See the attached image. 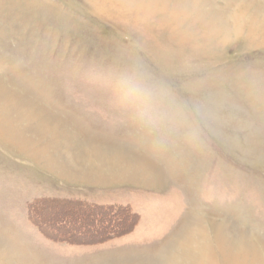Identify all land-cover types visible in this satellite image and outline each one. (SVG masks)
Listing matches in <instances>:
<instances>
[{
    "label": "rangeland",
    "instance_id": "obj_1",
    "mask_svg": "<svg viewBox=\"0 0 264 264\" xmlns=\"http://www.w3.org/2000/svg\"><path fill=\"white\" fill-rule=\"evenodd\" d=\"M0 264H264V0H0Z\"/></svg>",
    "mask_w": 264,
    "mask_h": 264
},
{
    "label": "clouds",
    "instance_id": "obj_2",
    "mask_svg": "<svg viewBox=\"0 0 264 264\" xmlns=\"http://www.w3.org/2000/svg\"><path fill=\"white\" fill-rule=\"evenodd\" d=\"M125 95L128 97L130 102L141 106L145 115L150 114L154 107L163 101V93L140 84L129 85L126 83ZM197 115H199L198 110Z\"/></svg>",
    "mask_w": 264,
    "mask_h": 264
},
{
    "label": "trees",
    "instance_id": "obj_3",
    "mask_svg": "<svg viewBox=\"0 0 264 264\" xmlns=\"http://www.w3.org/2000/svg\"><path fill=\"white\" fill-rule=\"evenodd\" d=\"M104 207V206H103ZM103 207H100V208H103ZM93 210H98V208H93ZM92 210V211H93ZM106 212H114V211H117L118 209H115L113 206L111 207H107L106 208ZM128 210V209H127ZM115 213V212H114ZM113 213V215H116L117 213H115L114 214ZM128 214H129V216H130V218H132L133 220H136V215L134 214V213H132L130 210H128ZM133 224H134V222H133ZM58 228L56 229V232L57 231H59L60 229H61V226H57ZM110 228V227H109ZM55 230V229H54ZM87 232V231H86ZM74 232L72 231V235L70 234V232H68V233H66V234H68V237H66V238H64L65 239V241L67 240V241H69V242H73L74 241V237L75 236H80V235H82V233H79L80 235H78V234H76V233H74ZM126 233V232H125ZM87 234H89L90 236H89V239H91V241H90V243H95V242H93V240H97L96 242H104V241H107V240H110V239H112V238H114V237H117V236H121V235H123L124 233H123V229H121V230H118V229H101L100 227H98V228H96V227H92L91 229H90V231L89 232H87ZM51 238H53V239H58V240H61L60 238H59V236H51ZM63 240V239H62Z\"/></svg>",
    "mask_w": 264,
    "mask_h": 264
},
{
    "label": "bare ground",
    "instance_id": "obj_4",
    "mask_svg": "<svg viewBox=\"0 0 264 264\" xmlns=\"http://www.w3.org/2000/svg\"><path fill=\"white\" fill-rule=\"evenodd\" d=\"M51 129H53V128H46L45 130H49V131H50ZM54 131H55V130H54ZM63 148H65V147H63ZM63 148H62V149H63ZM66 149H67V147H66ZM60 151H61V150H60ZM65 151H66V150H65ZM67 151H68V149H67ZM69 151H70V150H69ZM60 153H61V152H60ZM66 153H67V152H66ZM84 220H85V219H84ZM85 221H88V220H85Z\"/></svg>",
    "mask_w": 264,
    "mask_h": 264
}]
</instances>
